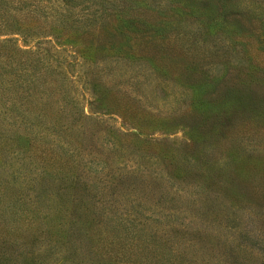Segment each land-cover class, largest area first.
<instances>
[{
    "label": "trees",
    "instance_id": "16d2710c",
    "mask_svg": "<svg viewBox=\"0 0 264 264\" xmlns=\"http://www.w3.org/2000/svg\"><path fill=\"white\" fill-rule=\"evenodd\" d=\"M237 4L0 0V147L7 152L0 155V264L246 262V255L235 251L241 245L220 246L207 227L191 230L183 220L169 218L182 212L159 199L165 193L176 197L184 186L150 169L145 164L149 159L140 160L154 157L187 175V166L194 163L190 157L170 152L161 142H156V152H139L144 146L136 141L155 148L152 140L163 141L152 137L155 129L180 126L188 130L185 145H196L203 138L197 137L199 129L191 131L190 118L203 111L212 112L208 130L223 128L216 105L211 109L209 104L218 98L202 92L220 63H246L241 48L232 49L240 30L228 16L250 12V37L257 33L260 39L256 54L264 51L262 2ZM222 33L230 42L228 58L206 59L224 51H201L204 36ZM44 42L66 51H49ZM72 66L78 74L74 77ZM71 76L82 78L81 86L101 108L137 132L117 128L121 134L107 137L94 132L84 120L89 114L68 97L72 94L65 84L73 81ZM152 82L177 85L179 96L191 91L187 107L162 116L149 110L140 101ZM243 93L239 85H228L220 103L240 107ZM204 125L203 115L195 120L194 127ZM147 177L153 186L144 184ZM149 192L151 196L144 194ZM247 241L250 252L264 258V235H250Z\"/></svg>",
    "mask_w": 264,
    "mask_h": 264
},
{
    "label": "rangeland",
    "instance_id": "374dc122",
    "mask_svg": "<svg viewBox=\"0 0 264 264\" xmlns=\"http://www.w3.org/2000/svg\"><path fill=\"white\" fill-rule=\"evenodd\" d=\"M236 1L237 7L242 5L250 7L262 2L260 7L264 8V0ZM243 12L228 18L240 30L235 38L236 46L232 49L235 51V47L241 48L239 53L247 56L246 63L244 65L231 61L227 64L220 63L219 68L214 70L216 77L212 79L207 77L212 83L202 92L206 98L207 96L212 99L218 98L214 103L209 104L211 109L216 105L215 109L220 113L223 128L213 126L208 130L211 127L209 124L212 112L203 111L190 118L191 131L199 129L200 133L196 135L199 140L203 138V141L196 145L190 142L185 145L184 140L188 130L180 129V126L166 131L155 129L152 137L163 140H152L151 143L155 148L147 149L146 143L142 144L139 139L136 141L137 145L144 146L140 147L139 152H156L158 149L156 142H161L164 145L168 144L170 152L175 154L179 152V155L186 153L194 162H191L193 163L191 167L187 166L189 171L184 175L175 167H167L165 162L154 157L142 155L143 157L140 158L142 161L149 159L145 164L150 169L161 170L167 173L169 179L174 178V185L184 186L185 192L181 191L176 197L172 198L165 193V197L159 199L164 206L172 205L178 208L174 210L175 212H182L178 216L173 215L169 218H175V222L183 220L190 225L191 230L195 228L204 230L203 228L207 227L206 231H209L210 237L215 242L218 241L220 246L241 245L239 251H235L246 255V262L242 264H250L251 261L252 264H264L262 256L250 252V241H247L250 235H264V70L261 69L264 66V51L256 54V51H259L260 39L255 38L257 33L250 37V27L254 26L250 21V12L246 10ZM229 35L230 33H227V36ZM203 40L204 48L201 51H224L219 53L222 56L209 54L206 59L228 58L230 42L226 41L224 33L214 37L204 36ZM43 45L49 51H66L60 47L55 49L56 46L51 42H44ZM71 69L73 77L78 75L74 72L76 66H72ZM223 77L226 78L222 79ZM72 80L70 84H65L66 92L69 90L72 94L67 93L68 97L71 101L73 99L80 111L89 114L84 120L92 126L94 132L103 133L106 137L109 136L108 134H121L117 132V128L129 133L137 132L136 129L128 128L118 114L101 108L88 88L81 86L82 78ZM228 85H239L244 90L245 100L240 107H227L228 102L220 103L222 93ZM146 89L148 96H141L140 102L161 116L173 112L174 109L179 111L187 107L191 100V91L187 90L186 94L179 96L178 86L171 82H152ZM202 115L205 117L206 125L194 127L195 120ZM131 137L135 139L134 136ZM0 155L7 156V152L1 147ZM114 171L115 169L113 173ZM169 174L172 176L169 177ZM177 175H184L185 179ZM149 180V177L145 178L144 184L150 183L153 186V181ZM144 194L151 196V192ZM134 195L136 196L137 192ZM151 199L154 201V197Z\"/></svg>",
    "mask_w": 264,
    "mask_h": 264
}]
</instances>
